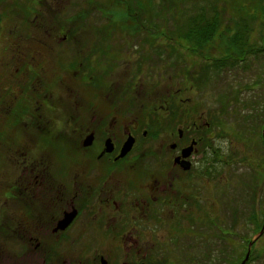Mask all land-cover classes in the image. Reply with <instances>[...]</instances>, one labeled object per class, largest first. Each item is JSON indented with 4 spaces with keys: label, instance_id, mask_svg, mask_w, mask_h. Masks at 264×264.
I'll use <instances>...</instances> for the list:
<instances>
[{
    "label": "flooded vegetation",
    "instance_id": "obj_1",
    "mask_svg": "<svg viewBox=\"0 0 264 264\" xmlns=\"http://www.w3.org/2000/svg\"><path fill=\"white\" fill-rule=\"evenodd\" d=\"M43 8L11 30L1 57V264H173L165 255L187 234L192 176L207 179L198 165L213 153L212 123L174 100L173 63L149 91L155 72L143 78L138 48L113 43L109 25L94 38L79 23L46 22L61 9ZM165 214L180 221L167 251Z\"/></svg>",
    "mask_w": 264,
    "mask_h": 264
},
{
    "label": "rangeland",
    "instance_id": "obj_2",
    "mask_svg": "<svg viewBox=\"0 0 264 264\" xmlns=\"http://www.w3.org/2000/svg\"><path fill=\"white\" fill-rule=\"evenodd\" d=\"M133 2L135 4L136 0H133ZM154 2L157 6L154 10L149 9L146 14H141V16L137 18L136 15H131V11H143H140L136 6L129 7L127 4L130 5V3H132L131 0H0V18L2 17L0 31V87L7 86L6 82L3 80L8 75L7 68L5 67L7 62L1 61V57L9 55L8 44L11 30L14 29L15 26H20V22H27V19L32 21L34 16L32 9L36 7L59 8L61 9L59 15L45 18H49L46 22L68 25L69 29L72 28V25L75 23H79V25H83L86 32L91 31L94 38H99L100 36L98 29L103 28L105 25H109V38L113 40V43L117 45L123 44L126 48H135L136 50L138 48L139 51L135 54L136 57H140L146 65L149 66L146 70V78H143L147 79L150 73L155 72V77L159 81V83L155 81L153 85H150L151 87L145 86L149 91L156 92L154 90H156V87L159 86L160 83L163 84L168 82L169 73L165 74L162 67L167 68L169 63H173L174 70L170 74L173 75L171 84L175 91H177V93H174V100L177 103L181 100L186 103L189 102L191 104L193 117L196 118L198 114L202 113L203 122L207 121L208 123H212L213 135L218 136V138L214 139L213 145L211 144L212 150L214 149L213 152L218 151V154L222 152V154L227 157L230 155L229 153H231V151L241 152L242 155L246 151V153H251L250 155L253 157V161L256 160L258 156L261 157L263 154L257 148L258 144H252V149H249L241 140L235 139L238 138V133H236V135L235 132H240L242 130L240 123H243L242 117L248 113V110L243 109L242 106L244 104L240 105L237 101H232L231 98L233 97L232 95L242 87L241 99L243 101H258L263 104L264 58H261V60L255 63H249L248 70L245 67L238 69L237 73L223 71L220 74H216L213 69H210L211 71H206L208 70V66L205 57L198 54L193 55L189 48L183 47L175 40L168 39V37H160L158 34L159 32H157L156 35L155 30H150V28L153 29L156 27H166V29L169 28L173 30L174 28L176 29V26H182L185 29L189 24L188 19L194 14V7L198 4L189 1L186 2L180 10L174 8L169 12L160 9L161 0H154ZM45 8L43 9L45 10ZM182 10L186 14L183 18L179 12ZM158 11L163 16L159 19L155 18V13L157 14ZM164 11L166 13H164ZM38 13L43 12L39 9ZM164 18H168V21L164 20ZM127 19L129 20L127 21ZM173 19H179L181 22H174ZM137 21H140L142 24L137 23ZM90 24L91 27L89 26ZM136 26L140 28V32H135L134 28H136ZM170 33L173 34V32ZM101 34H103V32ZM85 38H87V36H85ZM257 39L258 33L254 32L252 42L257 41ZM214 58L217 57L214 56ZM186 63H188V65H186ZM188 73L191 75V90L188 89L190 85H187L189 84ZM205 73L207 78L205 77ZM158 91L161 93L156 96L157 98H155L153 102H160L161 96H163L162 91L160 89H158ZM224 110L225 113H223ZM215 116L217 118L213 119ZM239 138L244 137L240 135ZM7 140L8 138H2L0 141V147H3L5 150L7 149L5 148ZM0 150L3 154V150ZM207 151L210 150L207 149ZM6 152L7 151H5V153ZM218 154L207 152L204 161L201 165H198L201 166L204 171H208V173H206L207 179L203 175L204 178H202V180H200V178L195 179L193 176L190 180V190H188V192L191 194L192 199L189 205L186 206V209L190 212L185 217L180 218H185L181 223L184 227L183 231L187 234L183 237V243L179 248L172 249L171 255H165V257L170 258L173 262L176 263L177 261V264H180V260L185 261L187 259V257L186 259L184 257L182 259L184 255L198 257L204 254V248L202 245L200 247V243L202 244L203 239L201 236L203 235L208 238L215 237L216 234L215 228L214 231L208 229L210 222L217 221L221 228L233 222L232 220H234V218L232 217L230 206L242 203V199H237L235 197L237 195L236 190L241 189L242 185L245 186V183H251L254 189L257 187L258 183L256 184L254 181L251 182L253 177L250 168L242 165V163H240V165L236 163L228 167L220 163L219 165H215L214 168H209L210 161ZM1 156L0 170L6 167L8 168L9 165L8 160L5 159L7 157L2 159ZM209 171H211V173H209ZM256 190H258L259 197L255 199L254 204L259 207L258 212L261 210L262 213L264 211V179L260 185L258 184ZM247 199L248 198L244 199L245 202ZM250 203L253 202L251 201ZM240 210H242V208H240ZM164 216H166V218L160 223L159 232L160 237H165L161 246L167 251L169 237L173 234V228H175L176 224L178 223L180 225V221L173 222L169 219L168 214ZM245 220L247 221L243 222H248V217H246ZM241 230H244V234L252 233L250 224H243L242 228L237 232L241 233ZM217 232H219V229H217ZM261 232L251 234V238L254 239V242L258 240L257 247L255 248V256L258 257H256L251 264H264V233L261 235ZM192 239L194 240L191 241ZM8 242H10L8 239L3 238L2 243L7 245ZM195 242L197 247L191 248V244ZM176 246L177 245H175V247ZM206 246L207 244L205 243L204 247ZM215 250L218 251L219 247L213 249V255H219ZM251 251H254V249H251ZM1 257L3 256L1 255ZM220 259L224 261L225 257L221 255Z\"/></svg>",
    "mask_w": 264,
    "mask_h": 264
},
{
    "label": "trees",
    "instance_id": "obj_3",
    "mask_svg": "<svg viewBox=\"0 0 264 264\" xmlns=\"http://www.w3.org/2000/svg\"><path fill=\"white\" fill-rule=\"evenodd\" d=\"M131 1L130 5L127 4L129 7L136 6L140 11H143H131V15H136L137 18L141 14H146L149 9L154 10L157 7L154 0H136L135 4L133 0ZM161 1L160 9L169 12L174 8L180 10L189 1L198 4L194 7V14L188 19L189 24L185 29L182 26H176V29L174 28L173 30L166 29V27L150 28V30H155L156 35L159 32L160 37H168V39L175 40L183 47L189 48L193 55L198 54L205 57L208 66L206 71L213 69L216 74H220L223 71L237 73L238 69L245 67L248 70L249 63H255L264 58V0ZM165 11L164 13H166ZM160 12L155 13V18L163 17ZM179 12L182 18L186 15L183 10ZM1 19L2 17L0 18V31ZM164 20L168 21V18H164ZM173 21L181 22L179 19H173ZM137 23L141 22L137 21ZM134 29L135 32H140V28L137 26ZM169 31L173 32V34ZM254 32L258 33V39L252 42ZM214 56L217 58H214ZM205 77L207 78L206 73ZM241 90L242 87L234 95L230 94L233 96L231 98L232 101H237L240 105L244 104L242 106L243 109L248 110V113L242 117L243 123H240L242 130L235 132V134L238 133V135L236 134L238 138L235 139L241 140L249 149H252V144H258L257 148L263 155L261 157L258 156L253 161L251 153H246V151L243 155L241 152L231 151L227 157L222 152L218 154V151H214L213 153L218 155L213 157V162L210 161L209 168H214L215 165L220 163L224 164L225 167L242 163V165L250 168L252 172L253 179H251V182L254 181L260 185L264 179V100L263 104L258 101H243L241 99ZM223 113H225V110ZM215 118L217 117L215 116L213 119ZM240 135L244 138H239ZM258 184L254 189L251 183H245V186L242 185L241 189L236 190L237 195L235 197L242 199V203L230 206L231 214L234 218L233 222L222 228L217 221L210 222L208 229L214 231L215 228L216 234L215 237L208 238L201 236L203 239L200 247L202 245L204 248V254L198 257L184 255L182 259L183 257L185 259L187 257V259L185 261L180 260V264H242L249 253V247L252 243L251 249H254V251L250 250L249 260L246 264H251L258 257L255 256L258 240L254 242V239L251 238V234H257L264 228V211L262 213L261 210L258 212L259 207L254 204L255 199L259 197L258 190H256ZM245 198H248L246 202ZM251 201L253 203H250ZM246 217H248L249 221L243 222L247 221L245 220ZM243 224H250L252 233L244 234V230H241V233L237 232L242 228ZM217 229L220 231L217 232ZM205 243L207 248L204 247ZM193 247H197L196 242L191 244V248ZM217 247H219V250H215V252H218L219 255H213V249ZM221 255L225 257L224 261H221ZM173 264H177V261Z\"/></svg>",
    "mask_w": 264,
    "mask_h": 264
},
{
    "label": "water",
    "instance_id": "obj_4",
    "mask_svg": "<svg viewBox=\"0 0 264 264\" xmlns=\"http://www.w3.org/2000/svg\"><path fill=\"white\" fill-rule=\"evenodd\" d=\"M126 150H124V152H125ZM264 233V228L262 229V232H261V235ZM253 246V243L252 244H250V247H249V253L247 254V256H246V258H245V260H244V262L242 263V264H246L247 263V261L249 260V255H250V250H251V247Z\"/></svg>",
    "mask_w": 264,
    "mask_h": 264
}]
</instances>
